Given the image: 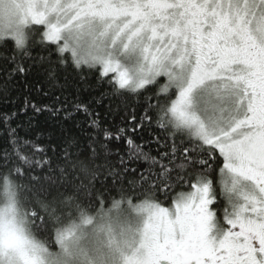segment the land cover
<instances>
[{"label": "snow or ice", "instance_id": "1", "mask_svg": "<svg viewBox=\"0 0 264 264\" xmlns=\"http://www.w3.org/2000/svg\"><path fill=\"white\" fill-rule=\"evenodd\" d=\"M37 33L47 51L39 62L49 65L50 80L56 78L53 65L70 62L95 69L98 81L111 85L114 96L157 88V103L149 102L138 121L133 116L130 131L151 128L153 122L164 129L162 137L148 141L155 143L158 156L145 153L131 135L127 139L130 158L150 160L137 182L146 185L141 197L155 201L144 226V264H264V0H0V42L14 41L17 51L31 55ZM23 71L19 63L13 70ZM161 78L164 82L158 83ZM75 109L100 129L87 105ZM9 119L5 115V125ZM8 131L13 152L0 149L7 211H15L16 198L25 189L44 214L33 210L26 194L30 206L25 215L47 233L50 220L71 214L73 201L79 208L78 197L61 188L86 192L85 185L74 183L73 170L95 173L82 160L72 162L65 150L71 168L57 165L59 179L35 174L45 166L51 172L50 162L23 155L16 147L21 143L16 130ZM102 132L108 142L126 135L122 127ZM99 147L106 150L108 143ZM92 152L95 156L96 149ZM128 171L109 174L122 179ZM188 176L195 182L178 192L170 206L157 199L160 192L167 200L166 190ZM36 185H41L38 191ZM52 187L63 197L59 206L57 195H38L50 194ZM220 193L226 206L216 203ZM4 219L0 211V264H41L44 249L16 226L14 216L7 226ZM52 230L57 242L67 235Z\"/></svg>", "mask_w": 264, "mask_h": 264}, {"label": "trees", "instance_id": "2", "mask_svg": "<svg viewBox=\"0 0 264 264\" xmlns=\"http://www.w3.org/2000/svg\"><path fill=\"white\" fill-rule=\"evenodd\" d=\"M39 39L38 33L33 36L35 46L30 49L31 55L17 51L14 41L0 42V149L7 148L13 152L8 131L10 127L16 130V135L20 138L21 143L16 147L22 149L23 155L50 162L51 172L45 166L43 169H36L35 174L50 175L59 179L57 165L71 168L64 156L65 150L72 162L84 161L89 173H95V176L85 174L79 167L73 170L72 175L75 184L82 183L86 186V192L91 193L90 196L85 191L77 193L79 201L85 205L100 203L101 200H107L119 192L141 197L146 185L137 182L139 174L149 168L150 160L137 158L136 155L130 158L127 139L131 135L135 144L141 145L145 153L149 156H158L155 143L148 141L162 137L165 134L164 129L153 122L151 128H140L136 133L130 131L136 123L132 119L133 116L138 121L148 108L149 102L153 105L157 103L155 95L157 88L148 86L146 91L141 90L139 94L125 93L123 96H114L111 85L98 81L95 69L76 68L70 62L67 65H53L57 68L56 78L50 80L47 72L49 65L39 62L40 55H47V51L42 50L39 45ZM56 55L53 53L52 59H56ZM18 63L25 71L13 72ZM10 72H13V75L9 76ZM163 82L164 80L160 79L158 83ZM149 96L152 97L150 101L146 99ZM76 104H85L93 111V118L100 120V129L91 125V118L82 109L79 111L75 109ZM32 105L41 111H36ZM96 113L99 117L95 116ZM5 115L10 118L7 125L4 123ZM119 127L126 129V135L120 140L106 141L102 129L115 132ZM25 141L27 143H24ZM100 143H108V148L101 149ZM93 149H96L95 156ZM121 158L123 163H120ZM125 167L129 171L123 173L122 179L118 177L114 180L109 174L113 169L121 171ZM131 169L137 171L132 173ZM216 176L218 177V173ZM129 181H132V184H129ZM194 182V178L188 176L182 185L174 184L170 190H166L169 191L167 200L160 192L156 193V197L164 206H170L174 196L180 191L190 190V183ZM20 183L24 184L26 180H21ZM41 184L45 182L41 180ZM40 186L36 185L35 190L38 191ZM73 190L71 186L67 189L61 188V191L66 193ZM21 193L23 197L29 195L33 210L44 215L36 206L35 199L26 193L25 189H21ZM38 195L42 199H51L52 195L59 193L52 187L50 194L38 192ZM39 223L37 221V224ZM34 229L38 235L54 239V231L50 224L47 233L41 232L36 226Z\"/></svg>", "mask_w": 264, "mask_h": 264}, {"label": "clouds", "instance_id": "3", "mask_svg": "<svg viewBox=\"0 0 264 264\" xmlns=\"http://www.w3.org/2000/svg\"><path fill=\"white\" fill-rule=\"evenodd\" d=\"M77 193L73 190L66 195L78 197ZM62 199L57 195L58 206ZM153 203L151 196L137 198L127 192L90 206L79 201V208L73 201L70 215H62L58 222L49 221L52 228L67 233L57 242L37 234L30 217L25 215L30 205L21 192L15 211H7L10 202L0 181V211L5 213V226L14 216L16 226L44 249L39 253L41 264H144V226ZM85 217L90 218V223H84Z\"/></svg>", "mask_w": 264, "mask_h": 264}, {"label": "flooded vegetation", "instance_id": "4", "mask_svg": "<svg viewBox=\"0 0 264 264\" xmlns=\"http://www.w3.org/2000/svg\"><path fill=\"white\" fill-rule=\"evenodd\" d=\"M218 192H220V189L218 188L217 189ZM219 202H224V205L226 206V201H224V197H223V194L220 193V195L218 196V200L216 201V203H219ZM214 210H215V206H213ZM222 211L218 212V215H221L222 216Z\"/></svg>", "mask_w": 264, "mask_h": 264}, {"label": "rangeland", "instance_id": "5", "mask_svg": "<svg viewBox=\"0 0 264 264\" xmlns=\"http://www.w3.org/2000/svg\"><path fill=\"white\" fill-rule=\"evenodd\" d=\"M161 79H163V80H164V78H161Z\"/></svg>", "mask_w": 264, "mask_h": 264}]
</instances>
